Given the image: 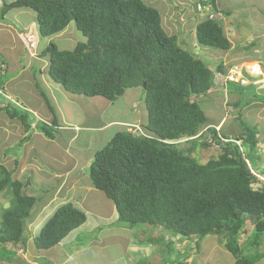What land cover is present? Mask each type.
<instances>
[{
	"label": "trees",
	"instance_id": "trees-1",
	"mask_svg": "<svg viewBox=\"0 0 264 264\" xmlns=\"http://www.w3.org/2000/svg\"><path fill=\"white\" fill-rule=\"evenodd\" d=\"M200 1L181 9L180 5L174 6L179 12L172 23L187 22L184 26L196 30L202 47L229 51L233 44L223 23L201 20L197 10ZM209 1L215 4L217 0ZM3 2L0 23L9 24L6 16L13 9H30L36 13L43 38L57 37L70 23H76L86 42H79L72 50H61L50 43L40 52L48 59L50 78L67 92L113 102L128 89L144 90L146 108L142 111L140 131L134 133L135 127L125 123L124 130L117 131L103 148L94 152L88 166L93 187L116 206L119 228L145 229L150 234L159 230L160 236L150 237L149 242L162 243L168 250L169 262H173L175 244L167 242L163 232L195 239L197 248L205 237L221 235L226 239L225 248L236 258L235 264H256L263 259L264 253L258 248L264 234V187L253 189L256 180L243 155L247 160L248 157L236 144L239 140L251 148L259 144L257 127L244 120L243 111L251 104L247 100L233 103L234 118L243 129L237 135L231 137L215 128L199 134L209 121L198 100L215 89L217 74H228L222 61L212 70L204 58L186 48L178 35L180 30L169 33L164 16L143 0ZM186 15L183 20L181 16ZM3 62L0 103H5L3 97L8 98L4 86L11 80ZM237 84L227 81L226 85H235L234 90H240L241 96L245 95V87H254ZM36 88L53 120L51 124L38 121L35 129L55 140L61 128L59 119L45 91L38 84ZM2 111L11 119H18L26 132L32 129L27 111L12 109L6 103L0 106ZM183 139L190 145L188 153L182 151V144L173 143ZM223 139L231 141L224 143ZM214 143L220 146L219 155L205 164L197 163L193 152L199 146L208 149ZM13 175L12 170L0 165V195L5 192L12 197L10 208L1 213L0 264L13 263L18 254L16 247L26 245L27 222L32 221L38 203L35 196L24 193L29 182ZM251 216L256 219L251 220ZM86 221L85 212L72 203L60 205L41 226L34 245L38 251L50 250ZM246 222L254 226L251 244L256 251L252 254H247L237 239Z\"/></svg>",
	"mask_w": 264,
	"mask_h": 264
},
{
	"label": "rangeland",
	"instance_id": "rangeland-1",
	"mask_svg": "<svg viewBox=\"0 0 264 264\" xmlns=\"http://www.w3.org/2000/svg\"><path fill=\"white\" fill-rule=\"evenodd\" d=\"M7 1L11 2L12 0ZM162 2L168 3V0ZM218 2L222 8L232 13L229 20L227 19V23L225 22L226 25H224L225 33L228 34L235 48L227 52L200 46L197 42L196 30L195 32L182 31L181 28H186L182 27V25L187 24V22L181 23L180 20L176 21L178 24L175 22V25L172 22L170 23L169 20H175L172 18L173 14L171 15V13L167 14L168 17H164V26L169 30V33L178 32L181 29L178 35L185 41L186 48L196 56L204 58L212 70H215L218 63L222 61L227 70L231 68L236 69L235 72H238L236 74H239L241 70L243 75L247 77V80L245 79L244 81L243 79L245 84L254 85L255 88L251 86L245 87L243 89L245 95L241 96L240 90H234L236 88L235 85H228L227 88L223 87L226 85V74L219 75L216 73V77L220 76L221 78L222 76L224 80L221 79V84L215 81V84L218 86L216 92L212 91L207 97L200 98L198 102L203 109L206 107L205 111L207 115L213 120L219 119L224 114L229 116L228 119L231 121L226 127V134L231 137H233V132L239 133L243 130L240 123L231 118V116H234L233 103L238 100H243L242 102L244 103L247 100L246 103L251 104L250 107H246L247 110L243 111L244 120L252 126L257 127L259 144L255 148L249 146H244V148L252 166L264 175V79H261L260 76L257 78L250 77L248 71L244 68L247 61L250 62L257 59L258 62L263 63L262 67L264 69V0H218ZM3 3V0H0V10L3 7ZM184 5L185 7L188 5L192 6L193 1L190 0L188 3H184ZM182 17L186 18L187 15ZM7 22L11 30L10 45L12 48L10 47V52H12V59H10V66L8 64L5 65V71H8V78H11L13 82L14 92L23 93L17 98L12 96L9 79L4 86V94L8 97H3L5 98V103L7 105L11 104L12 109L27 111L30 118H35L37 115L29 110V107H32L41 113L39 115L41 120L39 121L48 124L52 123L53 114L48 108L45 110L46 102H44V98L41 97L39 99L40 102H36L26 91L30 88L29 83L32 79L31 77L30 79H26L25 75H19L22 68H25V74H30L35 80L34 82L45 91L51 101V105L56 111L61 126L60 130L56 133L55 140L48 139L36 129L29 132L27 135L29 137L27 138L25 137L26 132H24L18 119L19 122L14 121L6 112H0V165H4L8 170H12L15 179H19L24 183L29 182L24 193L35 196L38 199V203L33 209L34 217L32 221H28V230L35 236V231H37L35 227H38L37 229L39 230L45 222L40 223L41 221H39L37 224L36 220L43 215L45 212L44 208L48 205H53L55 206L53 207L54 211L62 202L72 200V196H75L78 200L82 199V196L85 197L83 200L84 204H87L86 207L91 208L100 219H103L100 220V227L103 231L111 228L123 229L119 228L117 222L104 220L108 217L107 215L102 216L98 214L105 213L104 202L108 203L112 208L115 205L103 192L93 187L88 173V166L94 152L103 148L117 131L124 130L125 126L123 125L125 123H131L136 127H140L142 111L146 108L144 90L142 88L128 89L125 91L124 96L113 102L102 97L89 98L84 95H73L50 78L47 72L48 59L41 56L40 52L49 46L50 43L56 44L61 50H72L79 42H86V38L77 29L76 23H70L66 30L57 37L43 38L39 35L36 13L30 9L11 10L6 16ZM232 26L235 29L234 35L229 33ZM22 38H25L24 42ZM29 39L32 41V45ZM243 47L248 48V51L244 50L245 48L243 49ZM6 52H0L1 61L8 62ZM11 60H14L18 64L16 65ZM261 72L264 73V71ZM230 74L236 80L238 79V75L231 72ZM8 84L9 87H7ZM5 103L2 102L0 106H5ZM40 103H42L41 108H39ZM259 109L263 111L261 115ZM43 110H45V115H48L49 118L42 116L41 111ZM31 123L35 125L36 119H32ZM182 148L184 153H188L190 148L189 143H184ZM219 153V150H214L213 147L203 149L199 146L193 152V155L197 163L205 164L211 159L216 158ZM87 188H91V191H88ZM80 203L82 204L83 201L81 200ZM11 205V195L5 192L2 193L0 195V225L1 213L3 210L10 208ZM88 208L86 212L83 211L89 215L90 211ZM53 211L48 217L52 215ZM253 229V224L246 222L237 235L239 244H242L247 254H252L256 251V247L251 244L254 236ZM102 230L96 229L94 232L83 233L84 236L82 238L85 241L88 240V242L83 243V246H81V243H79L81 239L78 243H74L72 248L77 249L78 247H82L85 250H93L95 247H91L90 243L100 240L98 233ZM131 231L135 232L134 238L136 241L139 239L146 241L150 237L155 238L160 236L161 233L157 229L152 231L151 234L145 229ZM37 234H39L38 231ZM104 234L108 241L111 237L107 232ZM162 234L167 242L175 244L174 253L171 256L173 262L168 261V257H166L168 250L162 243H152L148 239L146 242H149L148 244H151L154 250L153 255L148 258L150 264H200L198 256L202 252L208 254L210 249H214L218 243L220 246H223L221 247L222 251L217 249V253L211 256L209 263L235 264L236 258L227 252L224 247L226 239L224 240L221 235H209L205 237L204 240H201L200 247L197 248L194 244L195 239L186 240L181 237L167 235L164 232ZM31 244L32 240L30 239L26 242L25 246L22 244L21 246H17L16 250L18 254L16 260L13 263L3 264H38L29 255V246ZM78 244L80 245L78 246ZM123 245L124 241L115 236L112 244L106 245L105 248L100 246V251L102 250L99 255L100 257L97 260H95L96 257L94 259L97 261L96 264H101V261L102 264H106L107 260L109 261L108 257L115 258L122 253L124 254L125 249ZM34 247L36 248L35 245ZM258 250L264 253V234L261 237ZM126 254L132 256L136 252L133 248H130ZM89 255L90 253L88 252L80 254L75 261L77 264H87L89 263ZM256 264H264V257Z\"/></svg>",
	"mask_w": 264,
	"mask_h": 264
},
{
	"label": "crops",
	"instance_id": "crops-1",
	"mask_svg": "<svg viewBox=\"0 0 264 264\" xmlns=\"http://www.w3.org/2000/svg\"><path fill=\"white\" fill-rule=\"evenodd\" d=\"M143 1L145 3H147V4H150V5L154 6L156 9H158V11L165 18L168 17V15H167L168 13H171V15L173 14L172 15V18L175 19L174 15L178 14L179 10L178 9L176 10V8H174V6L180 5L179 7L181 9V7L184 5V3H188L190 0H168V3H163L162 2V1H165V0H143ZM192 1L194 3L195 0H192ZM173 3H175L177 5H175ZM216 4L222 10H224V15L226 17V23H227V19L229 20V18L232 15L231 11H228V10L222 8V6L219 4L218 0L216 1ZM227 13L230 14V15H226ZM163 21H164V19H163ZM169 21L170 22H173L174 20H169ZM226 23H225V25H226ZM231 24H232V22H231ZM225 25H224V28H225ZM182 27H186V26L182 25ZM181 29H182V31H187V32L192 31L191 28L188 29V30H187V28H181ZM10 32H11V30H10V27L8 25H4L3 23H0V52L7 51L6 53L8 55V57L6 58L7 61H8L7 63L6 62H3L1 60H0V62L5 63V65L8 64V66H10V59H12V55H11L12 52H10V47H11V45H10ZM229 33H231L232 35L235 34V29L233 28V26H232L231 32L229 31ZM260 35H258V36H260ZM227 36H228V34H227ZM228 38H229V36H228ZM230 41L232 42L231 39H230ZM23 42H24V39H23ZM206 48H208V47H206ZM233 48H235V47L232 46L231 49H233ZM244 48L245 47H243V49ZM209 49H211V48H209ZM244 50L248 51V49H244ZM249 52H251V51H249ZM11 61H13V63H15L16 65L18 64L16 62H14V60H11ZM248 63H250V64L258 63L261 67H262V64H263L261 62H258L257 59L256 60H252L250 62L247 61L245 64H248ZM225 70H227L226 69V66H225ZM229 70L230 71H233L234 73L236 71V69H233V68L228 69L227 71L229 72ZM262 71H264L263 67H262ZM25 72H26L25 68H22V71H20L19 75H21V76L25 75L26 76V79L27 78L30 79V77H31V79L33 81V82L31 81L29 83L30 88L28 90H26V91H28L29 96H32L36 102L37 101L40 102L39 99L42 96H41L40 91L36 88V82H34L35 80L32 78V76L30 74H25ZM236 73H238V72H236ZM242 74H243V72L240 70V73H239L240 77H243L244 76V75L242 76ZM246 78L247 77L244 76V81H245ZM216 79H217L216 81H218V83L221 84V78H220V76H217ZM261 79H264V76H262ZM244 81L242 82V84H245ZM7 87H9V84H8ZM223 87H226L227 88V85H224ZM216 89H218V86L215 87V89L213 90V92H216ZM10 92H12L11 94L15 98H17L19 95H21L23 93V92L22 93L14 92L13 82L11 80H10ZM41 107H42V103H40V107L39 108H41ZM47 108L48 107L46 106V103H45V110H47ZM205 108L206 107H204V111L206 110ZM29 110L32 111V112H34L37 115V117H35V118H30V121L32 119H36V122H38L39 120H41V118H39V115H41V113L38 110H36V109H34L32 107H29ZM45 110L41 111L42 112V116H44V117L47 116L46 118H49L48 115H45L46 114ZM259 112H260V115H261V113L263 112L262 109H259ZM207 118H208V121H209V123L207 125H210V126H219V128L221 130V133H225L226 134V127H227L228 123L231 121V120L228 119L229 116H227L226 114H224V115H221V117L219 119L213 120L210 116L207 115ZM231 118L235 120L234 116L233 117L231 116ZM13 120L14 121H18L17 119H13ZM34 129H35V125L32 124V129L29 132L33 131ZM23 130H24V132H26L25 129H24V127H23ZM29 132H26L25 133V137H28L27 135H28ZM237 134L238 133H234V132L232 133V135H237ZM87 190L88 191H91V188H87ZM84 198L85 197L82 196V199H79L78 200V199H76L75 196L74 197L72 196V200H69L67 202H62L60 205H63L65 203H72L76 208L80 209L81 211L84 210L86 212V210H87L88 207H86L87 204H84V200H83ZM81 200L83 201L82 204L80 203ZM76 204H78V205L76 206ZM104 205H105L104 206L105 213H103V214L98 213V214H100L102 216H106L107 215L108 217L106 219H104V220H111V221H113V222L116 223L118 221V217H119V215L117 213L116 206H113V208H112L106 202H104ZM53 207H55V206H53V205H50L49 206L48 205L47 207L44 208L45 209V212L43 213V215L39 219H36L37 220V224H38L39 221H41L40 223H42L43 221H46V219L48 218V215L53 211ZM88 209H89L90 213H89V215L87 213H85L87 215V221H86V223L83 226H81L80 228H78L77 230H75L74 232H72L64 241H62V243H60L56 247H54V248H52L50 250H46V251H38L34 247L33 240H34V238L36 236L39 235V234H37V231L39 232L40 229L38 230L37 229L38 227L37 228L35 227V229L37 231L34 230L36 232V234H35V236H33L32 235L33 233L28 230V225L29 224L27 222V231H26L27 233H26V236H28V240H30V239L32 240V244L29 246V250H30V254L29 255L32 256V258L34 259L33 261H37L38 264H42L40 260H42L44 263H47V264H77V262L75 261V259L77 260V258H78V256L80 254H83L85 252H88V253H90V255H89V263H87V264H96L97 261H95V260H97V258L100 257L99 255L101 254V251H102V250L100 251V246L102 248H105L106 245L112 244L113 241L115 240V236H117L122 241H124L123 247L125 249V253L124 254L122 253L119 256L115 257V258L108 257L109 261L107 260L106 264H150V262L148 261V258L151 255H153L154 250H153V247L151 246V244H148L149 242L148 243L146 242L149 238L146 239V241L145 240H142V239L141 240L139 239V240L136 241V239L134 238L135 237L134 236L135 235V232L134 231H131V230L124 229V228L123 229L111 228V229H106V230L103 231L102 228L100 227V224H101L100 220H103V219H100L98 217V215H96L95 212L91 210V208H88ZM115 213H117V214H115ZM89 217H91V218H89ZM96 229H99V230H102V231L101 232L99 231V233H98V235L100 236V240L98 242L95 241V242H91L90 243L91 244V247L92 246L95 247L94 248L95 250L94 249L93 250H85V249H82V247H80V248L78 247L77 249H73L72 248V246L74 245V243H78L81 239L82 240L79 242V243H81V246H83V243H87L88 240L85 241V239L82 238V237L84 236V234H87L89 232H94ZM106 232L111 237L108 241H107V239L105 237V234H104ZM119 243H120V241H119ZM79 245L80 244H78V246ZM221 247H223V246H220L219 243H218L215 246L214 249L213 248L210 249V251L208 252V254L202 252L198 256V259H199L200 264H206V263L210 264L209 263V260H210L211 256H214V254L217 253V249L222 251ZM130 248H133V250L136 252V254H134L132 256H128L126 254V252ZM227 252H229V251L227 250ZM219 253H220V251H219ZM220 256H221V253H220ZM95 257H96V259H95ZM235 262H236V260H235ZM79 264H84V263H79ZM101 264H102V261H101Z\"/></svg>",
	"mask_w": 264,
	"mask_h": 264
},
{
	"label": "bare ground",
	"instance_id": "bare-ground-1",
	"mask_svg": "<svg viewBox=\"0 0 264 264\" xmlns=\"http://www.w3.org/2000/svg\"><path fill=\"white\" fill-rule=\"evenodd\" d=\"M207 3H210V4H212L213 6H214V10H213V12H208L207 10H203V11H200L199 9H198V6H197V10L201 13V20H211V19H209V16H210V14H213V13H219L220 15H221V18L220 19H214L213 21H217V22H219V23H223V25L225 24V22H226V17H225V15H224V10H222L220 7H217L216 8V2H215V4H213V3H211L209 0H208V2ZM206 2L204 3V1L203 0H201L200 1V3L199 4H207ZM189 6V5H188ZM182 19L184 20V17H182ZM244 68L248 71V73H249V75L251 76V77H253V78H257V77H262V76H264V74H263V72H261L262 71V67L258 64V63H253V64H250V63H248V64H245V66H244ZM229 72H231V73H234L233 71H230L229 70ZM235 75H238V80L235 82V83H240L241 82V80H243L244 79V76H243V74H242V76L243 77H240V75L239 74H236V72L234 73ZM243 82V81H242ZM241 82V83H242ZM264 82V81H263ZM144 88H146V86H144ZM205 105V104H204ZM132 127H135V130H133L134 131V133H136L137 132V130L138 131H140V127H136V126H134V124H132ZM211 128H215V129H217L218 131L220 130V128H219V126H210V125H206V126H204V128H203V130L199 133V134H202V135H204V134H206L207 132H208V130L209 129H211ZM186 141H187V139H183V140H178V141H175V142H173L174 144L175 143H177V144H182V146H183V144L184 143H186ZM229 141H231V140H229ZM171 142V143H172ZM188 142V141H187ZM239 142H240V144L241 145H238L237 143V145L238 146H240L241 147V152H243V153H245V148H244V146H246V145H244L243 144V142H242V140H239ZM209 143H212V140H210L209 141ZM215 144V143H214ZM213 149H216V150H219L220 148H213ZM249 161V160H248ZM250 162V161H249ZM251 164V163H250ZM247 166H248V163H247ZM251 166H252V164H251ZM249 167V166H248ZM253 167V166H252ZM254 168V167H253Z\"/></svg>",
	"mask_w": 264,
	"mask_h": 264
},
{
	"label": "built area",
	"instance_id": "built-area-1",
	"mask_svg": "<svg viewBox=\"0 0 264 264\" xmlns=\"http://www.w3.org/2000/svg\"><path fill=\"white\" fill-rule=\"evenodd\" d=\"M204 3L208 2V0H203ZM198 9L200 11H203V10H207L208 12H213L214 10V6L210 3H207V4H198ZM221 18V15L219 13H213V14H210L209 16V19L211 20H214V19H220ZM226 81H237L234 76L232 74H229L226 78ZM1 93V91H0ZM2 104V103H0ZM4 106V105H2ZM1 106V107H2ZM223 142L226 143V142H229V140H224L223 139ZM236 143L238 145H241L239 141H236ZM213 148H220V146L218 144H213L211 145ZM244 159L246 160V162L248 163V166H249V169H250V172L251 174L253 175V177L255 178V182L252 184V187L254 190H258V189H261V187H264V175L259 173L258 171H256L250 164V162L246 159V156L243 155Z\"/></svg>",
	"mask_w": 264,
	"mask_h": 264
},
{
	"label": "water",
	"instance_id": "water-1",
	"mask_svg": "<svg viewBox=\"0 0 264 264\" xmlns=\"http://www.w3.org/2000/svg\"><path fill=\"white\" fill-rule=\"evenodd\" d=\"M144 86H146V85L144 84ZM239 216L241 217L242 213H239ZM255 219H256V216H251V220H255Z\"/></svg>",
	"mask_w": 264,
	"mask_h": 264
},
{
	"label": "clouds",
	"instance_id": "clouds-1",
	"mask_svg": "<svg viewBox=\"0 0 264 264\" xmlns=\"http://www.w3.org/2000/svg\"><path fill=\"white\" fill-rule=\"evenodd\" d=\"M229 74H230V72H229ZM228 74V75H229ZM228 75H226V77L228 76ZM221 79H223L224 80V78L221 76ZM238 80V79H237ZM233 82H236V81H233ZM226 84H227V81H226ZM212 147V146H211Z\"/></svg>",
	"mask_w": 264,
	"mask_h": 264
}]
</instances>
